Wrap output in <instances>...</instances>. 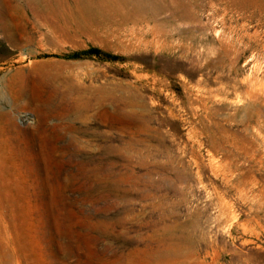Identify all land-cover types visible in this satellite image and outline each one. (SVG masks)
<instances>
[{
	"label": "rangeland",
	"instance_id": "1",
	"mask_svg": "<svg viewBox=\"0 0 264 264\" xmlns=\"http://www.w3.org/2000/svg\"><path fill=\"white\" fill-rule=\"evenodd\" d=\"M0 264H264V0H0Z\"/></svg>",
	"mask_w": 264,
	"mask_h": 264
},
{
	"label": "trees",
	"instance_id": "2",
	"mask_svg": "<svg viewBox=\"0 0 264 264\" xmlns=\"http://www.w3.org/2000/svg\"><path fill=\"white\" fill-rule=\"evenodd\" d=\"M91 52H97V50L96 49H92ZM75 56H78V55H75Z\"/></svg>",
	"mask_w": 264,
	"mask_h": 264
},
{
	"label": "bare ground",
	"instance_id": "3",
	"mask_svg": "<svg viewBox=\"0 0 264 264\" xmlns=\"http://www.w3.org/2000/svg\"><path fill=\"white\" fill-rule=\"evenodd\" d=\"M75 105V104H74ZM151 228V227H150ZM149 248V247H148ZM142 253V252H141Z\"/></svg>",
	"mask_w": 264,
	"mask_h": 264
}]
</instances>
